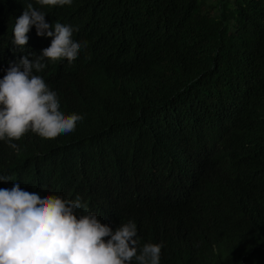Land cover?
<instances>
[{"label":"trees","instance_id":"trees-1","mask_svg":"<svg viewBox=\"0 0 264 264\" xmlns=\"http://www.w3.org/2000/svg\"><path fill=\"white\" fill-rule=\"evenodd\" d=\"M27 3L0 0V77ZM47 15L87 42L46 73L84 119L17 149L0 140V189L80 196L113 228L133 220L160 264H264V0H73ZM209 167L221 177L206 197L191 190Z\"/></svg>","mask_w":264,"mask_h":264},{"label":"clouds","instance_id":"clouds-1","mask_svg":"<svg viewBox=\"0 0 264 264\" xmlns=\"http://www.w3.org/2000/svg\"><path fill=\"white\" fill-rule=\"evenodd\" d=\"M29 0L8 20L13 45L10 67L0 77V140L12 141L32 132L55 139L75 131L83 115L68 111L64 89L46 73L63 72L87 47L74 39L71 25L50 23L47 10L73 0ZM221 177L203 168L191 190L206 196L204 184ZM11 180L0 175V181ZM34 187V186H33ZM207 197V196H206ZM83 210L85 214L78 215ZM109 219L89 211L81 197L64 199L22 190L19 184L0 189V264H160L162 244L141 243L133 220L113 228Z\"/></svg>","mask_w":264,"mask_h":264}]
</instances>
